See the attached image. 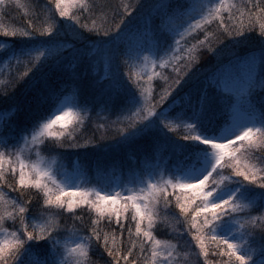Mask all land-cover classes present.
Returning a JSON list of instances; mask_svg holds the SVG:
<instances>
[{
    "label": "snow or ice",
    "instance_id": "obj_1",
    "mask_svg": "<svg viewBox=\"0 0 264 264\" xmlns=\"http://www.w3.org/2000/svg\"><path fill=\"white\" fill-rule=\"evenodd\" d=\"M0 36L26 69L0 89V264H175L184 236L193 264H264V0H0ZM93 112L116 135L80 142Z\"/></svg>",
    "mask_w": 264,
    "mask_h": 264
},
{
    "label": "trees",
    "instance_id": "obj_2",
    "mask_svg": "<svg viewBox=\"0 0 264 264\" xmlns=\"http://www.w3.org/2000/svg\"><path fill=\"white\" fill-rule=\"evenodd\" d=\"M24 2H27V0H24ZM45 0H41V3H44ZM121 2H129V3H135V0H107V3L116 5ZM71 10V9H70ZM28 17H26L23 13V9H18L15 7H7L5 9L4 14V23H14L18 26H23L26 24ZM99 22V21H98ZM200 38H202V34L200 35ZM0 39L4 40H10L13 38H3L0 36ZM190 42H194L191 41ZM163 55V53H161ZM25 66L23 64L16 65L14 62L10 65L6 59H0V81H3L4 83H0V89H3L5 85H7L9 80H12L14 77H16L18 74H21L23 71H25ZM155 71L160 72L162 75H168L172 76L174 73L171 71V67L168 68H157ZM153 83L156 85L157 93L159 92L160 86L163 85V80L161 77L154 78ZM99 110L97 109V112ZM92 119L89 122H86L85 128L80 132L77 133V137L80 140V142H83L84 139L93 137V138H99L102 134L106 135L107 137H112L116 135L115 129L112 128L110 125L106 127V129H99L97 128L98 124L105 123V118H107L108 121H115L117 119L118 114H109V113H101L100 117H97L96 112H93ZM126 115V114H125ZM176 136H180L183 134V129H178L175 133ZM47 154V151H46ZM141 157L140 152L136 151L135 149L128 151L125 150L124 152L120 153L118 158L115 160H109L106 162L107 170L112 174L113 179H120L121 178V169L123 171V176L127 177L129 173L130 167H135V162L137 159ZM65 163L69 169H71L73 163L77 159V156L72 150H69L68 153L64 157ZM93 154H89V159L85 160L83 158V154H81V163L85 164L89 169V175L93 177V183H95V177H96V171L93 163ZM9 182H11V177L8 178ZM13 196H15V193H12ZM33 199V211H36L35 207V201L36 197L32 196ZM78 215H83L85 218V223L88 221V213L86 208L83 210L78 209L77 210ZM65 221L70 226L72 223L71 219H68L66 216L60 218L61 224H64ZM77 224L79 226V221H77ZM104 227L105 225L102 223L101 225ZM177 227H180V225H177ZM181 232H183V228H181ZM156 236L159 239L163 240H171L174 243L177 242L178 237L176 233L174 232L173 228L171 226H167L164 224H160L157 227L156 230ZM125 243H127V233H125ZM195 244L194 241L191 240L190 236H184L183 239H179V255L175 258V264H193V261L195 260V251H198V249H194L193 245ZM211 253V249H210ZM187 254V255H186ZM92 259L96 261V264H105L107 258L106 253L102 257L99 252L95 253L92 256ZM200 260H203V257H200ZM209 260L212 262V264H218V262L221 260L219 256H212L210 254Z\"/></svg>",
    "mask_w": 264,
    "mask_h": 264
}]
</instances>
